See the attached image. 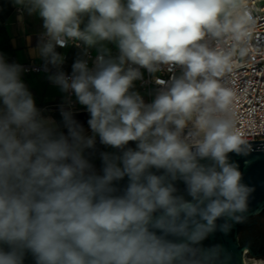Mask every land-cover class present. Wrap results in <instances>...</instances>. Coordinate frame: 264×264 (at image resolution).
<instances>
[{"label": "clouds", "instance_id": "clouds-1", "mask_svg": "<svg viewBox=\"0 0 264 264\" xmlns=\"http://www.w3.org/2000/svg\"><path fill=\"white\" fill-rule=\"evenodd\" d=\"M29 4L43 19L41 52L54 65L62 63L55 46L68 39L110 41L119 55L101 46L94 67L78 60L71 78L53 77L86 108L91 137L71 111L61 109L67 134L41 117L20 66L0 57V264H24L28 254L35 264H217L220 246L202 242L218 218L242 219L236 214L252 191L229 161L249 149L236 127V94L219 79L234 55L249 52L248 9L238 0ZM226 40L231 46L220 47ZM131 65L149 73L178 65L183 74L156 81L164 87L145 104L130 92L141 78ZM189 122L191 140L183 134ZM96 136L120 150L102 152L99 169L85 154Z\"/></svg>", "mask_w": 264, "mask_h": 264}, {"label": "built area", "instance_id": "built-area-1", "mask_svg": "<svg viewBox=\"0 0 264 264\" xmlns=\"http://www.w3.org/2000/svg\"><path fill=\"white\" fill-rule=\"evenodd\" d=\"M238 3L245 6L254 20V26L250 29L252 37L249 43L248 54L241 58L238 54L233 57V68L231 72H226L224 76L220 77L222 84L234 90L236 97L234 102L235 120L237 121V130L243 135L246 140H262L264 139V0H238ZM15 10L21 13L23 10L22 5H17ZM88 17L80 25L83 30L87 23ZM39 40L42 46L47 43L46 30L39 34ZM210 47H217L218 42L211 37H206L205 41ZM231 40H226L220 44V47L226 48L231 46ZM69 45L78 48L82 55V61L87 62L88 67H94L95 60L98 56V51H94L90 46L84 44L78 39H68L64 46H55L56 49H65ZM42 58L46 56L42 54ZM0 57H2L0 55ZM8 64H16L20 66V80L21 76L29 73H40L46 70L41 64L33 60L26 62H14L12 59H5ZM51 72V80L54 82L53 77L63 72L66 77L71 78L72 70L61 71L60 66ZM129 67V62L125 64V69ZM141 72V78L133 81V86L130 92H135L140 95L145 104H150L155 99L156 94L164 87L156 81L162 80L170 83L172 78L177 73L180 76L183 74V68L178 65L167 66L161 65L159 70L155 73H149L147 69L131 65ZM55 111L61 115V109L76 112H86V108L79 104L74 92L69 89L64 91L63 100L54 106ZM42 110H38L41 113ZM62 116V115H61ZM195 132L192 122H189L184 129V136L188 139H193L191 135Z\"/></svg>", "mask_w": 264, "mask_h": 264}, {"label": "crops", "instance_id": "crops-1", "mask_svg": "<svg viewBox=\"0 0 264 264\" xmlns=\"http://www.w3.org/2000/svg\"><path fill=\"white\" fill-rule=\"evenodd\" d=\"M17 5H22L21 13L15 10ZM30 8L29 0H0V55L17 63L33 60L46 68L45 71L37 74L22 75L21 81L31 93L37 110H42L41 117L54 121L52 118V113L55 111L54 106L63 100L64 91L51 80L50 71L56 70L59 64L51 63L50 57L42 58L39 34L46 29L38 10L30 11ZM101 46L107 48L113 58L119 55L118 48L110 41H100L90 47L98 51ZM73 48L78 49L69 45L63 50H55L62 57L61 71L72 70L73 65H67L64 60ZM54 125L56 127L55 121Z\"/></svg>", "mask_w": 264, "mask_h": 264}, {"label": "water", "instance_id": "water-1", "mask_svg": "<svg viewBox=\"0 0 264 264\" xmlns=\"http://www.w3.org/2000/svg\"><path fill=\"white\" fill-rule=\"evenodd\" d=\"M52 118L56 123L57 130L67 134V128L64 126L63 117L60 113L54 111L52 113ZM73 118L79 124L83 125L84 129L88 126V113L76 112L73 113ZM247 144L249 149L247 155L234 152L228 154L229 161L236 164L238 170L242 174L241 183L252 190L247 198L246 211L236 214L242 218L264 208V139L247 140ZM129 146L135 147V142H130ZM119 151L118 149L101 144L99 137L96 136L94 148L88 149L85 154L95 166L100 168V154L102 152L118 153ZM178 187L183 189L182 184H178ZM240 221L241 220L235 221L226 217L218 218L216 221V230L209 234L202 242L203 246L208 248L216 245L220 246L217 250L219 253L217 264H243L241 249L238 248L235 240V231ZM225 223L229 225L227 232L220 230V226Z\"/></svg>", "mask_w": 264, "mask_h": 264}, {"label": "flooded vegetation", "instance_id": "flooded-vegetation-1", "mask_svg": "<svg viewBox=\"0 0 264 264\" xmlns=\"http://www.w3.org/2000/svg\"><path fill=\"white\" fill-rule=\"evenodd\" d=\"M96 168L99 169L98 166ZM235 240L241 249L243 264H246L245 258L264 261V208L241 219L235 231ZM24 264H35L30 254Z\"/></svg>", "mask_w": 264, "mask_h": 264}, {"label": "rangeland", "instance_id": "rangeland-1", "mask_svg": "<svg viewBox=\"0 0 264 264\" xmlns=\"http://www.w3.org/2000/svg\"><path fill=\"white\" fill-rule=\"evenodd\" d=\"M87 15H85L83 18H82V22L83 23L86 19ZM82 59V54L80 53V51L78 49H71L70 53L67 55V57H65V62L67 65H70V64H74L75 62H77L78 60H81ZM176 77H180V73H177L176 74ZM246 259V262L248 264H264V261H259L257 259H253V258H245Z\"/></svg>", "mask_w": 264, "mask_h": 264}, {"label": "bare ground", "instance_id": "bare-ground-1", "mask_svg": "<svg viewBox=\"0 0 264 264\" xmlns=\"http://www.w3.org/2000/svg\"><path fill=\"white\" fill-rule=\"evenodd\" d=\"M84 135L85 136H88V137H91L93 135L92 132H91V130H90V128H89V126L85 127V129H84ZM246 264H248V263L246 262Z\"/></svg>", "mask_w": 264, "mask_h": 264}]
</instances>
